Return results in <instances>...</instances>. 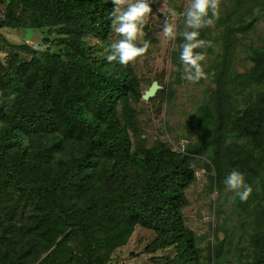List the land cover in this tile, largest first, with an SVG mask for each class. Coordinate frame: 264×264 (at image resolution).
Here are the masks:
<instances>
[{
  "label": "trees",
  "instance_id": "obj_1",
  "mask_svg": "<svg viewBox=\"0 0 264 264\" xmlns=\"http://www.w3.org/2000/svg\"><path fill=\"white\" fill-rule=\"evenodd\" d=\"M113 11L112 0H11L0 20V28L59 26L65 35L58 41L63 57L22 46L34 71L23 75L19 67L8 86L0 79V94L3 88L11 97L4 102L0 95V264H104L136 226L157 235L147 253L174 247V257L159 264H209L182 215L195 180L191 163L209 151L216 158L206 168L215 171L217 186L233 169L249 185L259 183L253 201L263 228L252 235L256 256L246 264H264V93L234 118L217 92L214 109L205 106L187 122L197 141L181 151L162 141L131 151L117 110L125 123L134 121L138 81L119 63L113 74L96 71L80 45L90 32L107 38ZM219 22L226 35L235 32L229 18ZM261 49L245 84L264 83V39ZM223 115L236 132L231 144Z\"/></svg>",
  "mask_w": 264,
  "mask_h": 264
},
{
  "label": "rangeland",
  "instance_id": "obj_2",
  "mask_svg": "<svg viewBox=\"0 0 264 264\" xmlns=\"http://www.w3.org/2000/svg\"><path fill=\"white\" fill-rule=\"evenodd\" d=\"M10 2L11 0H0V20L4 18ZM190 2L191 0H148L151 12L146 17L143 37H138L136 41L138 46L147 41L148 51L124 66L137 79L141 96L152 82H157L160 89L147 102L142 98L131 102L136 115L130 124L123 121L120 109L117 110L118 120L127 128L131 139V151L139 145L153 148L159 141L172 150L181 151L186 144H195L197 141L196 136L187 135V122L205 106L211 105L214 109L213 106L217 103L213 101H217V92H222L219 94L221 103H230V116L234 118L256 106L264 93V83L245 84L254 67V59L262 50L264 0H221L219 19L214 26L200 30L199 39L211 41L212 47L196 50L206 53L202 66L208 74L207 79H201L198 83H191L183 78V66L179 60L180 45L184 42L182 33L192 30L186 27L183 15ZM227 18L236 30L234 33L228 31L226 35L219 20ZM165 22L177 25L174 39L163 35ZM116 26L112 25L106 39L94 32L81 39L82 58L94 62L95 70L104 74H113L118 64L117 61L109 63L106 60V56L111 54L109 45L122 38L115 32ZM238 28H242V31L237 30ZM64 36L59 26L40 29L0 28V79L6 81L8 86L9 78L20 77L19 67L23 69V75L34 71L31 53L23 50L22 46L36 49L47 45L46 50L62 56L65 49L58 41ZM0 95L4 102L11 98L9 91L3 88ZM85 116L91 118L83 112L81 117ZM213 122L218 123L215 117ZM222 122L225 131L231 130L225 136V143L231 144L236 140V132L233 125L225 121L224 115ZM238 142L241 144L245 140ZM215 158L212 151H209L206 155L196 157L191 163L195 170V180L185 190L187 206L182 210L185 226L193 231L198 246L204 250V259H210L209 264L251 263L256 256L252 235L263 228L261 219L258 218L257 202L253 201L259 191V183L252 182L251 195L247 201L241 202L234 192L226 189L225 178L217 186L214 181L215 171L206 168L208 166L212 169L211 160ZM246 202L250 205L244 210ZM251 207L255 208L254 214L251 213ZM21 217L25 221L29 220L26 212ZM156 237L155 232L136 226L127 244L114 250L104 264H159L173 258V246L150 254L146 252ZM216 247L220 249L217 255L212 251ZM28 260L32 261L31 258Z\"/></svg>",
  "mask_w": 264,
  "mask_h": 264
},
{
  "label": "clouds",
  "instance_id": "obj_3",
  "mask_svg": "<svg viewBox=\"0 0 264 264\" xmlns=\"http://www.w3.org/2000/svg\"><path fill=\"white\" fill-rule=\"evenodd\" d=\"M221 0H191L184 15V23L191 31L182 33L184 42L180 45L179 60L183 66V78L191 83H198L201 79H207L202 62L206 60V53L196 51L206 47H212L211 41L199 39L200 30L205 27L214 26L220 16ZM114 11L113 24L115 32L121 39L111 43L109 48L111 54L106 56V60L111 63L117 61L121 65L127 66L138 57L144 56L149 48L147 41L142 46H138V37H143V27L146 17L151 12L148 0H112ZM126 6V7H125ZM211 12V16H209ZM173 15H176L173 13ZM177 34V25L165 22L163 35L169 39H174ZM48 46L38 48V51H45ZM2 55V54H0ZM14 95L12 99H14ZM224 184L228 191L234 192L241 202L247 201L253 189L246 183L245 175L236 170H231L224 179Z\"/></svg>",
  "mask_w": 264,
  "mask_h": 264
},
{
  "label": "water",
  "instance_id": "obj_4",
  "mask_svg": "<svg viewBox=\"0 0 264 264\" xmlns=\"http://www.w3.org/2000/svg\"><path fill=\"white\" fill-rule=\"evenodd\" d=\"M160 89V86L158 85L157 82H152L150 87L142 94L141 98L144 101H149L152 99L156 92Z\"/></svg>",
  "mask_w": 264,
  "mask_h": 264
}]
</instances>
